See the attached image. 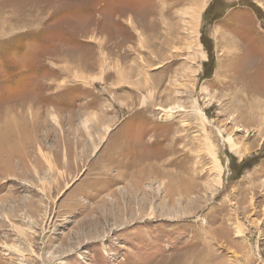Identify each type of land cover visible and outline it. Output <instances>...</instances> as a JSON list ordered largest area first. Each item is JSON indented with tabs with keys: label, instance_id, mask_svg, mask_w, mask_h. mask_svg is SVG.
Here are the masks:
<instances>
[{
	"label": "rangeland",
	"instance_id": "1",
	"mask_svg": "<svg viewBox=\"0 0 264 264\" xmlns=\"http://www.w3.org/2000/svg\"><path fill=\"white\" fill-rule=\"evenodd\" d=\"M206 241L264 264V0H0V264Z\"/></svg>",
	"mask_w": 264,
	"mask_h": 264
},
{
	"label": "bare ground",
	"instance_id": "2",
	"mask_svg": "<svg viewBox=\"0 0 264 264\" xmlns=\"http://www.w3.org/2000/svg\"><path fill=\"white\" fill-rule=\"evenodd\" d=\"M230 139H228V142L230 143ZM230 148H232V147H230ZM142 174V173H141ZM125 177V176H124ZM137 180V179H136ZM139 190V189H138ZM134 195V194H133ZM150 197V196H149ZM143 199V198H142ZM145 203V202H144ZM257 203V202H256ZM141 205V204H140ZM144 207L146 208V206L144 205ZM251 208V207H250ZM255 208V207H254ZM132 211V210H131ZM130 211V212H131ZM152 214V213H151ZM150 214V215H151ZM131 215V214H130ZM149 218H151V216H149ZM117 220H118V217H117ZM235 228H236V234L237 235H244V233L245 232H243V228H241V226L240 225H236L235 226ZM207 235V234H206ZM210 238V237H209ZM244 238V237H243ZM210 241V240H209ZM213 242V241H212ZM210 244V242H207L206 241V244H204V248L202 249V251H200V252H198V253H196L195 255H194V264H211L210 263V261H211V259H209V257H208V254L210 253L209 252V247H208V245ZM239 245V244H238ZM239 248V247H238ZM241 248V247H240ZM247 252V251H246ZM207 253V254H206ZM213 263V262H212ZM184 264H193L191 261H189V262H185Z\"/></svg>",
	"mask_w": 264,
	"mask_h": 264
}]
</instances>
